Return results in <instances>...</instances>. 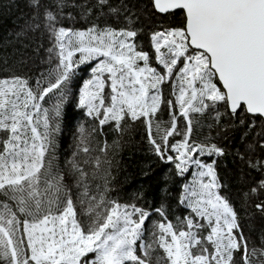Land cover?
I'll list each match as a JSON object with an SVG mask.
<instances>
[{
  "label": "snow or ice",
  "instance_id": "6c2138e0",
  "mask_svg": "<svg viewBox=\"0 0 264 264\" xmlns=\"http://www.w3.org/2000/svg\"><path fill=\"white\" fill-rule=\"evenodd\" d=\"M29 5L34 19L43 16L56 63L33 82L0 77V264H264V246L250 247L235 207L221 194L215 161L200 158L223 156L224 148L194 136L206 114L219 123L218 106L231 117L264 121V0H153L156 11L181 15L183 23L154 31L151 52L136 40L141 29L127 24L60 25L68 0H54L55 11L43 0ZM71 6L82 16L135 19L124 0ZM82 65L92 76L79 107L97 126L81 125L71 157L61 161L68 85ZM136 121L145 125L152 151L179 175L198 169L184 188L190 213L176 223L162 208L153 221L151 211L108 197L110 172L102 166L111 164L107 155L116 145L93 133L109 125L122 134ZM254 134L264 141V126ZM247 151L249 167L262 175L250 192L264 195V158L253 159L255 144ZM255 207L264 213V202Z\"/></svg>",
  "mask_w": 264,
  "mask_h": 264
},
{
  "label": "trees",
  "instance_id": "16d2710c",
  "mask_svg": "<svg viewBox=\"0 0 264 264\" xmlns=\"http://www.w3.org/2000/svg\"><path fill=\"white\" fill-rule=\"evenodd\" d=\"M46 7L55 11L54 0H43ZM92 5L95 0H68V7L63 10L60 25L75 29H82L93 23L123 27L125 24L141 29L136 38L139 46L146 51H152L150 36L154 31L182 25L181 15H161L155 12L151 0H124V3L134 15V20L128 19V14L121 17L105 16L94 13L82 16L79 7L72 4ZM42 11V10H41ZM35 10L29 5V0H0V77L19 75L27 77L33 82L47 74L55 66L50 61L48 49L52 47V39L43 26V16L40 20ZM40 23L38 29L30 25ZM92 76L90 66L82 65L78 68L68 85L69 91L63 108L61 133L59 136L58 155L63 161L70 158L73 152L78 129L81 125L95 128L97 121L87 116L86 110L79 107L80 93L84 83ZM165 95L169 89L165 86ZM54 101H49L51 104ZM221 118L219 123L214 120V114L201 118L202 126L194 133L198 139L205 137L224 148L223 156L211 158L201 157L205 162L215 161L216 170L224 187L221 194L226 196L235 207L244 234L249 238L250 247H262L261 236L264 235V213L257 210L255 205L264 202V195L253 194L250 189L262 178L259 171L249 167L247 160L249 152L247 145L255 144L253 159L264 158V148L260 147V138L254 133L261 130L262 122L247 113L236 117L228 116L226 109L218 106ZM162 119L167 120V112L162 113ZM243 119L244 124L239 120ZM256 123L255 129L249 128V121ZM211 125V127H209ZM182 126V124H181ZM260 127V128H257ZM96 141H107L115 147H110L107 158L111 161L107 167L108 197L118 199L122 203H135L152 212L153 221H159L156 209H163L167 218L173 223L178 218L189 215L190 209L182 203L185 185L193 180L191 174L181 176L171 162L161 160L152 151L145 125L140 121L130 122L124 133L113 131L105 125L102 130L93 133ZM179 139V137H177ZM243 157V158H241ZM101 182L102 181H98ZM79 211V209H78ZM149 229L151 224L146 222ZM147 236L148 233L146 232ZM163 255L162 251L160 252Z\"/></svg>",
  "mask_w": 264,
  "mask_h": 264
},
{
  "label": "rangeland",
  "instance_id": "374dc122",
  "mask_svg": "<svg viewBox=\"0 0 264 264\" xmlns=\"http://www.w3.org/2000/svg\"><path fill=\"white\" fill-rule=\"evenodd\" d=\"M152 51H153V49H152ZM108 89L106 88L105 89V94L107 95V93H108ZM259 125H261L262 126V122H259ZM257 128H260V127H257ZM201 158V157H200ZM198 171V169H196V167L195 166H193L191 169H190V174H191V176H192V178L194 179V177H195V173ZM189 173H187V174H189ZM187 174H185V175H187Z\"/></svg>",
  "mask_w": 264,
  "mask_h": 264
},
{
  "label": "water",
  "instance_id": "95a60500",
  "mask_svg": "<svg viewBox=\"0 0 264 264\" xmlns=\"http://www.w3.org/2000/svg\"><path fill=\"white\" fill-rule=\"evenodd\" d=\"M151 1H152V5H153V0H151ZM154 10H155V9H154ZM155 12L158 13V14H161V15H166V14H163V13H159V12L156 11V10H155ZM249 115H250V114H249Z\"/></svg>",
  "mask_w": 264,
  "mask_h": 264
}]
</instances>
